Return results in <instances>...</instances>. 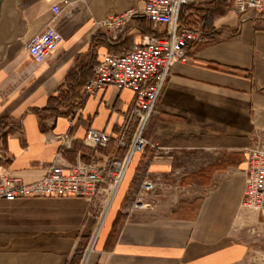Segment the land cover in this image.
<instances>
[{
	"label": "crops",
	"instance_id": "obj_1",
	"mask_svg": "<svg viewBox=\"0 0 264 264\" xmlns=\"http://www.w3.org/2000/svg\"><path fill=\"white\" fill-rule=\"evenodd\" d=\"M222 1L183 9L181 23L203 30L205 42L191 49L190 62L174 66L143 135L149 144L133 156L106 210L73 197L0 199V264H71L93 236L86 264L247 259L249 247L235 225L246 188L245 148L264 133V18L253 12L242 20ZM57 5L64 7L55 21L63 42L36 63L27 43L53 19ZM143 8L139 0H1L0 148L8 159L0 158V175L31 184L59 156L99 164L125 157L117 136L128 127L126 140L133 139L136 93L110 86L83 98L81 90L103 54L129 53L163 32L142 15L122 33L101 25ZM90 129L115 138L105 149L86 148ZM60 135L75 136L72 149L52 142ZM190 158L213 170L203 178L200 195L185 197L175 166ZM145 183L154 189L145 191Z\"/></svg>",
	"mask_w": 264,
	"mask_h": 264
},
{
	"label": "built area",
	"instance_id": "obj_2",
	"mask_svg": "<svg viewBox=\"0 0 264 264\" xmlns=\"http://www.w3.org/2000/svg\"><path fill=\"white\" fill-rule=\"evenodd\" d=\"M144 2L141 13L129 10L111 17L101 23L102 26L122 33L124 26L137 15H142L158 28L164 27L159 35L144 38L132 51L122 55L105 53L94 68L91 79L83 86L81 95L86 98L110 86L128 89L137 97L130 120L136 119L137 126L131 142H127L128 127L117 136L120 147L126 148L125 157L118 161L108 159L99 164L93 160H84L79 156L71 163L61 156L46 169L43 179L24 184L9 173L0 175V199L13 202L17 199L49 197H73L87 200L93 210L102 207L106 210L109 198L123 179L135 154L142 153L149 142L144 138L153 116L157 113L158 101L178 63L190 62V51L205 42V34L200 28H191L181 23V14L185 7L206 0H139ZM68 2H65V5ZM64 10L53 7V19L39 34L27 43V52L36 63H42L53 55L63 42V37L56 26V19ZM232 12L246 20L255 12L264 18V0H233ZM117 37L115 36L114 39ZM23 132V130H21ZM115 137L88 130L83 145L89 149H105ZM75 136H54L52 142H60L63 150L72 149ZM246 188L241 209L260 211L264 214V133L253 136L245 148ZM0 158L8 157L0 148ZM145 191L154 189L152 183L144 184ZM108 198L103 200V195ZM140 202L145 197L139 193ZM137 204H134V207Z\"/></svg>",
	"mask_w": 264,
	"mask_h": 264
},
{
	"label": "rangeland",
	"instance_id": "obj_3",
	"mask_svg": "<svg viewBox=\"0 0 264 264\" xmlns=\"http://www.w3.org/2000/svg\"><path fill=\"white\" fill-rule=\"evenodd\" d=\"M203 163L205 162L194 161V159L192 161L191 158L186 160L179 159L177 162L175 166L176 178L180 180L179 184L182 185L181 187H185L182 190L183 196L193 197L202 193L201 182L213 170L211 164L205 167ZM203 173L205 175H202ZM187 178L191 179V181L184 184L182 181ZM235 231L249 247L247 259L242 264H264V214L260 211L248 210L247 208L241 209L235 225ZM95 240L93 236L82 248V251L77 254L80 257L77 264L87 263L90 254L94 250Z\"/></svg>",
	"mask_w": 264,
	"mask_h": 264
},
{
	"label": "trees",
	"instance_id": "obj_4",
	"mask_svg": "<svg viewBox=\"0 0 264 264\" xmlns=\"http://www.w3.org/2000/svg\"><path fill=\"white\" fill-rule=\"evenodd\" d=\"M207 1V0H206ZM224 1V2H223ZM222 5L225 8V10H229L231 8V5L233 3V0H223ZM199 4V3H198ZM82 251V248L80 249V252ZM80 257H78L77 255L74 257L72 264H77L79 261Z\"/></svg>",
	"mask_w": 264,
	"mask_h": 264
},
{
	"label": "water",
	"instance_id": "obj_5",
	"mask_svg": "<svg viewBox=\"0 0 264 264\" xmlns=\"http://www.w3.org/2000/svg\"><path fill=\"white\" fill-rule=\"evenodd\" d=\"M0 8H1V2H0Z\"/></svg>",
	"mask_w": 264,
	"mask_h": 264
},
{
	"label": "bare ground",
	"instance_id": "obj_6",
	"mask_svg": "<svg viewBox=\"0 0 264 264\" xmlns=\"http://www.w3.org/2000/svg\"><path fill=\"white\" fill-rule=\"evenodd\" d=\"M0 2H1V0H0ZM97 235V234H96ZM91 250H92V248H91Z\"/></svg>",
	"mask_w": 264,
	"mask_h": 264
}]
</instances>
